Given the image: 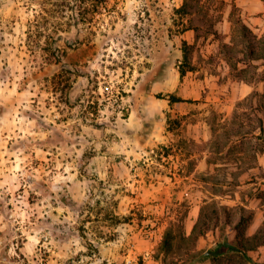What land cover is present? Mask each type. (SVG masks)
I'll list each match as a JSON object with an SVG mask.
<instances>
[{"label":"rangeland","instance_id":"1","mask_svg":"<svg viewBox=\"0 0 264 264\" xmlns=\"http://www.w3.org/2000/svg\"><path fill=\"white\" fill-rule=\"evenodd\" d=\"M183 2L0 0V264L264 262L193 255L264 220V0Z\"/></svg>","mask_w":264,"mask_h":264},{"label":"trees","instance_id":"2","mask_svg":"<svg viewBox=\"0 0 264 264\" xmlns=\"http://www.w3.org/2000/svg\"><path fill=\"white\" fill-rule=\"evenodd\" d=\"M192 8L191 0H184L183 4L177 8V11L183 14H191ZM188 28L193 27L190 26ZM238 28L240 29L241 40L247 42L246 49L248 50L249 56L253 59H264V34L262 36H258L244 21L239 23ZM183 44L185 48V56L183 63L180 65V72L182 76H185L188 70L193 68L191 67L190 59L192 44L187 40H184ZM226 46L228 48L227 52L229 54H233V46L228 43ZM170 100L185 101L186 99L176 95H171ZM216 213L218 214L219 211L217 210ZM254 216L255 212L253 209H248L247 207L242 206L240 216L237 219H232V217L229 216L226 226L224 225L223 227L224 230H226L229 226L231 230L235 231V236L233 238H229V235L226 234V237L217 241V246L202 248L193 255L200 260L212 259L218 261L224 259L225 257H228L229 260H233L236 256H238L241 259L252 261L253 257L250 252L258 250L260 247L264 246V220L254 233H248V227ZM210 229H212V227L209 225L206 217L201 216L193 228L191 237L205 235ZM171 236L170 230L165 233L162 248L170 249L172 247ZM259 264H264V262Z\"/></svg>","mask_w":264,"mask_h":264},{"label":"crops","instance_id":"3","mask_svg":"<svg viewBox=\"0 0 264 264\" xmlns=\"http://www.w3.org/2000/svg\"><path fill=\"white\" fill-rule=\"evenodd\" d=\"M252 4H255V1H253L252 2ZM264 9V7L263 6H261V8H260V10H263ZM255 22H261L263 25L261 26V29H264V15H262V16H259V17H256L255 19ZM188 31H190V30H188ZM182 36H187V35H184V34H182ZM191 40V39H190ZM240 89L244 92V93H247V92H249L250 91V89H251V85H249V84H243L241 87H240Z\"/></svg>","mask_w":264,"mask_h":264}]
</instances>
